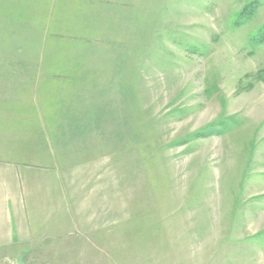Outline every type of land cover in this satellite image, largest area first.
Listing matches in <instances>:
<instances>
[{
  "label": "rangeland",
  "instance_id": "374dc122",
  "mask_svg": "<svg viewBox=\"0 0 264 264\" xmlns=\"http://www.w3.org/2000/svg\"><path fill=\"white\" fill-rule=\"evenodd\" d=\"M1 226L0 264H264V0H0Z\"/></svg>",
  "mask_w": 264,
  "mask_h": 264
},
{
  "label": "crops",
  "instance_id": "0c3cea01",
  "mask_svg": "<svg viewBox=\"0 0 264 264\" xmlns=\"http://www.w3.org/2000/svg\"><path fill=\"white\" fill-rule=\"evenodd\" d=\"M7 225H8V219L3 223V227L6 228ZM0 228H2V226Z\"/></svg>",
  "mask_w": 264,
  "mask_h": 264
}]
</instances>
